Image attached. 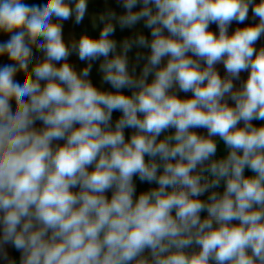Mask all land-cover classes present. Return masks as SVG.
<instances>
[{
	"label": "clouds",
	"instance_id": "1",
	"mask_svg": "<svg viewBox=\"0 0 264 264\" xmlns=\"http://www.w3.org/2000/svg\"><path fill=\"white\" fill-rule=\"evenodd\" d=\"M140 2L133 11L138 0H123L127 13L118 22L123 28L145 19L153 39L125 41L122 53L109 58L117 48L110 38L114 14L98 39L82 35L70 50L59 21L74 14L79 24L86 0H74V7L69 0L43 6L0 0V31L11 34L0 55L14 62L0 67V248L11 243L20 250V264H264V125L252 124L264 121V48L254 47L264 35V0ZM250 5L259 23L229 35L230 23H243ZM210 23L218 24V36ZM133 43L151 49L138 78L127 66ZM33 44L45 59L29 73ZM72 51L82 61L104 57L103 80L117 92L93 86L91 64L78 74L67 62ZM221 62L225 78L215 69ZM18 71L25 74L22 84L14 80ZM242 71L248 78L234 90ZM176 86L193 97L170 93ZM123 88L138 91L126 96ZM117 110L122 116L113 129ZM37 120L43 129L34 127ZM125 128L137 130L130 141ZM169 128L174 135L158 141ZM196 128L208 135L191 131ZM217 136L229 154L213 160ZM53 140L66 143L53 149ZM246 167L253 176L245 177ZM134 176L158 188L134 201ZM221 180L223 194L198 198ZM193 245L199 250L185 251Z\"/></svg>",
	"mask_w": 264,
	"mask_h": 264
},
{
	"label": "crops",
	"instance_id": "2",
	"mask_svg": "<svg viewBox=\"0 0 264 264\" xmlns=\"http://www.w3.org/2000/svg\"><path fill=\"white\" fill-rule=\"evenodd\" d=\"M23 3L32 6V5H39L43 6L46 4L47 0H22ZM69 2L72 3L74 7V0H69ZM87 2V10L85 13V16L83 20L77 24L75 22V15L64 21H59L62 24V38L65 41V43L69 46L71 50V45L73 43H78L79 39L82 35H88L89 37L93 39H98L100 36V32L103 30L105 26V22H107V18L110 17L112 14H114L115 18L111 19V23L115 27L114 33L111 35V39H113L116 44V52L111 53L109 58H112L113 55L121 54L122 53V44L125 41H136L139 36L143 35L145 39L150 43L153 37L151 36V29L148 27H145V19H141L140 21L136 22L134 25L130 27H121L118 18L122 15H125L127 13V9L123 7V0H86ZM254 2H258V0H254ZM143 7L142 2L138 0L137 5L133 8V11H139ZM155 10V9H154ZM105 17L106 21L102 22L101 17ZM259 23V18L255 17L252 11V5L249 6V12L247 19L243 22H237L232 21L230 25L228 26V33L231 35L236 31L237 28H244L248 25H254ZM209 30L212 31L217 36L219 35V27L217 23H210L209 24ZM164 35H168L167 30L164 31ZM11 34L6 33L3 31H0V43H3L10 39ZM32 47V57L30 58V61L28 63V71L29 73L32 72L33 67L43 61L45 59V54L39 50L35 44L31 45ZM254 47L257 51H259L261 48H264V35H261V37L257 40ZM151 54L150 47H144L139 46L138 44L133 43L131 50L128 51L127 57H128V71L130 74H132L134 77H140L143 71V68L147 64V58ZM189 56L192 54L189 53ZM196 59V57H193ZM167 57L164 58L161 61V67L165 66L167 63ZM105 58L100 57L97 60L89 61V60H80L78 56L77 51H72L69 57L67 58V62L73 67V69L79 74L84 68H86L89 64H91V70L89 73V76L87 79L91 81L93 86H95L98 90L105 91V92H111L116 93L117 90L114 89L109 83H106L103 80V72L100 69V65L104 62ZM65 61H60L59 64L64 63ZM13 61L10 60V58L5 55H0V67H3L6 64H12ZM59 64L57 66H59ZM201 65H204V62L201 61ZM215 69L218 72V74L221 76V78L227 77V72L225 69L224 64L218 63L215 65ZM249 75L248 71H242L240 73L239 79H233V85L234 90H238L243 86V83L247 80ZM25 74L23 71H18L17 74L14 76V80L18 83H23ZM33 79L35 77L33 76ZM154 79V73L149 74L147 77V82L151 83ZM45 82L41 81V84L43 85ZM138 91V89L135 88H123L120 89L119 92L121 94H124L126 96H131L133 92ZM170 93H175L178 98L180 99H188L193 97L192 92H182L179 90L178 86L174 87L170 90ZM224 100L228 103L229 106L234 107L235 102L230 98V96H225ZM11 107L13 112L16 109L15 100L13 99L10 101ZM141 115V114H138ZM121 113L112 114L110 125L114 129L116 122L121 118ZM255 120L252 121V124ZM34 127L37 130L43 129L44 125L42 121L37 120L34 124ZM74 127H79V125H74ZM238 127H243V122L241 121L240 124H238ZM124 137L126 141H130L131 136L136 133V129L133 128H125L124 130ZM191 131H194L196 134L201 136H207L208 132L205 128H196L191 129ZM175 129L169 128L165 132H162L161 135L157 138L158 141L163 140L166 136L174 135ZM215 142L219 140L220 138L213 137ZM66 143V140H53L52 141V147L55 149L57 146H63ZM151 157L145 156V160L149 161L151 160ZM156 161L158 164H162V162L159 160V157L156 158ZM174 162V161H173ZM209 162H206L205 167H207ZM94 169V165L89 166V171H92ZM163 168L162 166L158 169V173H162ZM200 169H197V172L199 173ZM208 173L207 171L201 173L205 174ZM133 184L135 186V193L133 196L134 201L139 197L141 193L148 192L152 189L158 188V184L155 182L149 183L147 181H141L138 176L133 177ZM73 192H78L80 189L79 187H75L71 189ZM170 190V189H169ZM114 189L107 190L105 192V196L110 200L111 196L113 194ZM202 201H207V199H203ZM201 219H204L208 216L207 211H202L200 213ZM215 226V225H214ZM0 235H2V226H0ZM199 246L193 245L189 248L185 249V251L191 253L193 251H198ZM5 253L7 255V259H5ZM145 255H148V250ZM22 252L20 250H17L11 243L3 245L2 248H0V264H20L21 261Z\"/></svg>",
	"mask_w": 264,
	"mask_h": 264
},
{
	"label": "rangeland",
	"instance_id": "3",
	"mask_svg": "<svg viewBox=\"0 0 264 264\" xmlns=\"http://www.w3.org/2000/svg\"><path fill=\"white\" fill-rule=\"evenodd\" d=\"M228 154H229V149L226 147L225 144H217V152H216L215 156L212 159L213 160L224 159V158L227 157ZM207 174L209 175V178L211 179L212 177H211L210 173H207ZM244 175H245V177H251L252 176L251 169L246 167L245 170H244ZM225 187H226V182L224 180H221V182H220L218 187L209 189L206 192V194L203 197H200L199 199L200 200H203V199H207L208 200V197L211 195L212 192H217L219 194H223V192L225 190ZM173 215H175L174 211H173ZM146 252H147V250H146ZM146 252H145V254H146ZM132 264H135V262H132Z\"/></svg>",
	"mask_w": 264,
	"mask_h": 264
},
{
	"label": "trees",
	"instance_id": "4",
	"mask_svg": "<svg viewBox=\"0 0 264 264\" xmlns=\"http://www.w3.org/2000/svg\"><path fill=\"white\" fill-rule=\"evenodd\" d=\"M116 113H121V111H113L112 114H116ZM254 126H261V125H264V121H260V120H255L254 123H253ZM216 144H224L223 140L222 139H219L216 141ZM254 175V173L252 172V176Z\"/></svg>",
	"mask_w": 264,
	"mask_h": 264
},
{
	"label": "built area",
	"instance_id": "5",
	"mask_svg": "<svg viewBox=\"0 0 264 264\" xmlns=\"http://www.w3.org/2000/svg\"><path fill=\"white\" fill-rule=\"evenodd\" d=\"M202 175L207 176V177L209 178V175H208L207 173L202 174ZM209 179H210V178H209ZM206 192H207V191H206ZM206 192H205L203 195H201L200 197H203V196L206 194ZM200 197H198V198H200ZM232 223H233V224H238L239 222H238V221H233Z\"/></svg>",
	"mask_w": 264,
	"mask_h": 264
}]
</instances>
